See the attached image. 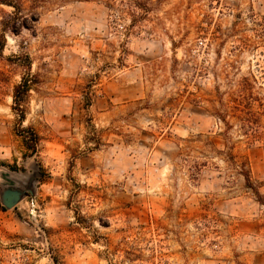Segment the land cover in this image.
I'll list each match as a JSON object with an SVG mask.
<instances>
[{
    "label": "clouds",
    "instance_id": "clouds-1",
    "mask_svg": "<svg viewBox=\"0 0 264 264\" xmlns=\"http://www.w3.org/2000/svg\"><path fill=\"white\" fill-rule=\"evenodd\" d=\"M0 264H264V0H0Z\"/></svg>",
    "mask_w": 264,
    "mask_h": 264
},
{
    "label": "water",
    "instance_id": "water-1",
    "mask_svg": "<svg viewBox=\"0 0 264 264\" xmlns=\"http://www.w3.org/2000/svg\"><path fill=\"white\" fill-rule=\"evenodd\" d=\"M8 195H9V197H11V198H15V194H14V193H9Z\"/></svg>",
    "mask_w": 264,
    "mask_h": 264
}]
</instances>
